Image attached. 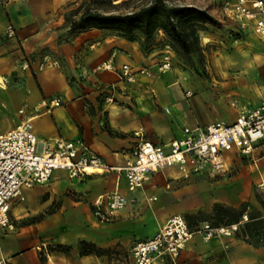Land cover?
Instances as JSON below:
<instances>
[{"label": "crops", "instance_id": "1", "mask_svg": "<svg viewBox=\"0 0 264 264\" xmlns=\"http://www.w3.org/2000/svg\"><path fill=\"white\" fill-rule=\"evenodd\" d=\"M213 1L200 7L218 19V0ZM79 2L0 0V131L30 119L38 149L41 142L54 146L58 140L81 139L105 164L117 166L138 140L135 131L167 144L182 137L185 127L232 122L241 110L264 101V37L250 28L242 31L245 38L216 44L204 73L198 74L180 67L167 45L144 51L138 41L96 27L68 32L66 16ZM9 25L14 37L6 35ZM165 53L172 56V66L161 71L158 62ZM124 63L135 70L132 82L119 77ZM56 98L61 99L58 105L51 102ZM254 151L258 166L264 160V140ZM232 155L239 153L232 150ZM165 169L152 173L129 196L140 200L146 187L160 181L168 187V179L182 177ZM239 179H234V189ZM116 189L128 194L124 177L118 179L115 171L72 179L55 170L47 183L27 188L22 199L11 202L13 228H0V255L10 264H130L133 242L157 227L141 226L146 215L142 200L134 209L129 203L109 222L97 219L91 201ZM154 196L152 210L163 221L168 213H161L162 200ZM234 198L226 205L237 207L250 195L238 190ZM219 199L188 213L210 212L215 202L223 203ZM249 207L264 213L256 198ZM42 245L46 250L39 251ZM244 247L264 254V246L253 247L234 233L208 239L196 233L174 260L160 264H236Z\"/></svg>", "mask_w": 264, "mask_h": 264}, {"label": "built area", "instance_id": "2", "mask_svg": "<svg viewBox=\"0 0 264 264\" xmlns=\"http://www.w3.org/2000/svg\"><path fill=\"white\" fill-rule=\"evenodd\" d=\"M218 4L221 16L233 20L241 31L250 28L264 37V0H218ZM5 32L8 37L15 35L12 25ZM171 66L172 56L165 53L158 67L162 71ZM117 72L125 81L134 79L135 70L129 63L122 64ZM60 101L56 98L51 102L58 105ZM182 131V137L167 144L154 143L135 131L138 140L126 154L123 164L117 166L105 164L81 139L58 140L54 146L41 142L42 147L38 149L39 142L30 119L0 131V228H13L10 204L23 198V187L47 183L55 170L65 171L72 179L105 171H115L118 179L123 176L128 194L116 189L106 195H97L91 201L92 214L109 222L135 200L129 195L142 189L150 175L158 170L175 166L182 171L183 177L203 171L212 176L221 175L227 170L225 153L229 150L254 161V148L264 140V101L241 110L232 122L214 121L202 129L185 127ZM243 218L245 220L246 215ZM237 227L238 223L211 227L203 222L191 228L183 215L171 214L150 236L133 242L129 250L130 264H160L167 259L174 260L194 234L208 239L215 234L231 235ZM38 250L44 251L46 247L42 245ZM0 264L10 262L0 255Z\"/></svg>", "mask_w": 264, "mask_h": 264}, {"label": "rangeland", "instance_id": "3", "mask_svg": "<svg viewBox=\"0 0 264 264\" xmlns=\"http://www.w3.org/2000/svg\"><path fill=\"white\" fill-rule=\"evenodd\" d=\"M83 1L88 2L90 0H80L79 4ZM152 1L153 0H111V4L108 5L104 3L102 4V8L114 13H126L136 10L141 6L148 5ZM206 1L207 0H164V3L166 5L188 4L200 7L204 6ZM213 2L216 3V0ZM218 17L219 18L216 19L219 24L208 26L205 31H199L198 51L188 56H181L175 52L173 53L180 67L190 69L198 74H203L205 65L208 62V55H210L211 49H214L216 44H220V41L224 42L227 40L245 38L244 33L233 20L226 19L222 16ZM78 18L79 15L72 17V20H77ZM68 25L70 26V24ZM77 31V28H69L68 32L74 33ZM106 31L111 33V31ZM156 34H159V37L164 36L160 32H156L155 36ZM206 37H215L216 41L204 43V38ZM164 40H167V37H165ZM225 157H227V170L221 175L212 176L203 171L199 174H188L187 177L182 176L177 180L168 179V187L166 186V181H160L155 185H151L152 187L149 186V189L146 187L140 200L137 198L129 204V206H132V209H134L142 200L143 203L141 206L146 215L140 221L141 226L148 229L153 228L154 230L171 214L170 212L173 209L178 210L175 213H180L184 216L185 214H189L188 212L196 210L199 207L206 208L210 206L217 198H220L219 200H222L223 203L236 201L234 192L238 190L242 192L244 196H246V194L250 195L249 204L255 202L256 194L264 197V160H260L257 163L258 166H256L252 160L242 158L239 155L234 157L232 155V150L227 151ZM165 171L167 173L174 171L182 173V171L178 170L175 166L167 167ZM238 178H240V186L234 189V186L237 185L235 183L233 184V181ZM26 189L27 187H23L22 190L25 191ZM154 194L162 200L161 213H168L163 221L159 220L160 214L158 215L152 210L151 204L153 201L150 197L154 196ZM236 264H264V254L257 252L256 255H254L252 251H246L245 247L241 248V253L237 258Z\"/></svg>", "mask_w": 264, "mask_h": 264}, {"label": "trees", "instance_id": "4", "mask_svg": "<svg viewBox=\"0 0 264 264\" xmlns=\"http://www.w3.org/2000/svg\"><path fill=\"white\" fill-rule=\"evenodd\" d=\"M110 2L111 0L83 1L68 12L66 22L70 24V28H77L78 31L96 27L128 40L138 41L144 51L154 46L167 45L173 53L181 56H188L199 50V31L219 24L206 8L195 5H166L164 0H153L136 10L114 13L102 8V4L109 5ZM77 15L79 18L72 20V17ZM156 32L164 36H155ZM165 37L167 40H164ZM255 198L264 209V197L256 194ZM244 215L247 217L245 220ZM184 218L191 228L198 227L200 222H208L211 227L238 223L234 232L236 238L253 247L264 246V213L250 208L248 202H243L237 207L215 202L210 212L198 210L185 214Z\"/></svg>", "mask_w": 264, "mask_h": 264}, {"label": "bare ground", "instance_id": "5", "mask_svg": "<svg viewBox=\"0 0 264 264\" xmlns=\"http://www.w3.org/2000/svg\"><path fill=\"white\" fill-rule=\"evenodd\" d=\"M96 170H97V169H96ZM97 171H98V170H97ZM151 199H152V201H154V200L156 199V197H155V196H152Z\"/></svg>", "mask_w": 264, "mask_h": 264}]
</instances>
